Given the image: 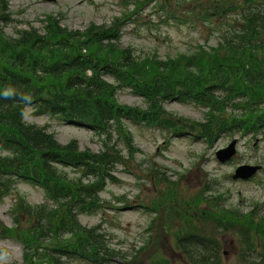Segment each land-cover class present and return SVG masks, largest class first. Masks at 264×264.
<instances>
[{"label": "trees", "instance_id": "obj_1", "mask_svg": "<svg viewBox=\"0 0 264 264\" xmlns=\"http://www.w3.org/2000/svg\"><path fill=\"white\" fill-rule=\"evenodd\" d=\"M155 1L137 0L132 12L109 25L72 30L50 15L43 30L31 26L8 34L5 29L17 21L8 1L0 0V202L20 181L46 195L39 205L17 197L13 225L0 221V238L23 247L21 264H111L118 258L139 263L112 248L101 226L88 228L79 219L107 208L101 194L118 180L112 173L116 166L131 168L137 149L127 121L207 145L226 134L264 135V1L206 0L204 19L228 27L217 44L164 59L120 45L127 20ZM9 87L16 96L3 98ZM126 90L146 108L119 103L118 94ZM20 95L30 96V102ZM170 102L203 108V121L166 111ZM28 107L34 116L87 128L102 140L103 150H80L76 140L59 144L47 127L25 121ZM163 181L158 199L142 208L164 219L182 258L178 264H226L220 239L226 234L237 238L240 264H264V216L257 205L244 213L227 207L224 195L212 193L209 185L187 198L178 181L156 182ZM150 261L172 264L158 249Z\"/></svg>", "mask_w": 264, "mask_h": 264}, {"label": "rangeland", "instance_id": "obj_2", "mask_svg": "<svg viewBox=\"0 0 264 264\" xmlns=\"http://www.w3.org/2000/svg\"><path fill=\"white\" fill-rule=\"evenodd\" d=\"M7 1L17 21L5 27L6 32L12 34L15 29L31 26L43 30L42 21L50 15L60 18L61 25L72 30H84L90 23L109 25L123 13L132 12L137 0H128V3L126 0L124 3L122 0ZM141 1L144 3V0ZM205 2L157 0L146 4L127 20L122 29L121 47H132L139 55L157 53L164 59L193 51L197 46H215L222 31L228 27L223 26L221 21L204 19L201 9ZM117 99L119 103L130 107L147 106L143 99L128 90L121 91ZM164 107L177 117L195 121H203L206 113L203 108L193 104L170 102ZM25 121L46 126L61 145L76 140L80 150L89 149L95 153L103 150L102 140L96 134L84 127L68 125L58 117H37L33 109L26 108ZM126 125L137 149L134 158L129 161L131 168L125 169L118 165L112 172L118 180L109 183L101 194L107 208L79 218L81 224L88 228L101 226L111 247L120 251L126 260H136L137 257L139 263L135 264H151L150 257L157 249L172 264H178L182 259L174 245L172 233L167 224H163L164 219L155 218L142 208L157 200L161 195L160 190L165 189L164 181L156 182L159 178L178 181L180 194L187 198L198 195L209 185L212 193L224 195L227 207L238 208L246 213L257 205V213L264 216V168L252 181L232 180L238 166L248 164L264 167V135L243 137L239 133L226 134L212 145H207L187 134L171 136L163 130L131 121H127ZM233 139L238 140L237 155L229 163H219L216 152L226 148ZM117 142L127 155L128 151L122 142ZM19 196L33 205L46 201L45 192L41 188L20 181L15 190L0 202V221L7 227L13 225L10 212ZM226 235L220 237L223 260L226 264H240L241 249L237 238L234 234ZM143 247L146 250L136 255V251ZM22 256L23 247L20 244L12 239L0 238V264H21ZM70 264L90 263L75 260ZM111 264L126 263L118 258Z\"/></svg>", "mask_w": 264, "mask_h": 264}, {"label": "water", "instance_id": "obj_3", "mask_svg": "<svg viewBox=\"0 0 264 264\" xmlns=\"http://www.w3.org/2000/svg\"><path fill=\"white\" fill-rule=\"evenodd\" d=\"M236 144L237 140H233L227 148L222 149L216 153V156L221 163L228 162L235 156ZM261 169V166L244 165L237 169L236 174L233 176V178L247 180L256 175L257 172Z\"/></svg>", "mask_w": 264, "mask_h": 264}, {"label": "clouds", "instance_id": "obj_4", "mask_svg": "<svg viewBox=\"0 0 264 264\" xmlns=\"http://www.w3.org/2000/svg\"><path fill=\"white\" fill-rule=\"evenodd\" d=\"M2 96H3V98L11 99L14 96H16V93H15V90L13 88L9 87L5 91H3ZM19 99L22 101H25V102H30L31 97L28 95H20Z\"/></svg>", "mask_w": 264, "mask_h": 264}]
</instances>
